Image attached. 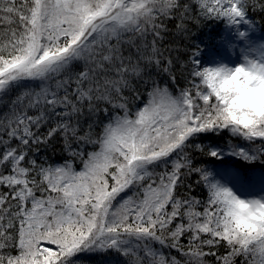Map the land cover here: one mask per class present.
<instances>
[{
  "label": "snow or ice",
  "instance_id": "1",
  "mask_svg": "<svg viewBox=\"0 0 264 264\" xmlns=\"http://www.w3.org/2000/svg\"><path fill=\"white\" fill-rule=\"evenodd\" d=\"M0 264H264V0H0Z\"/></svg>",
  "mask_w": 264,
  "mask_h": 264
},
{
  "label": "rangeland",
  "instance_id": "2",
  "mask_svg": "<svg viewBox=\"0 0 264 264\" xmlns=\"http://www.w3.org/2000/svg\"><path fill=\"white\" fill-rule=\"evenodd\" d=\"M259 35V34H258Z\"/></svg>",
  "mask_w": 264,
  "mask_h": 264
}]
</instances>
